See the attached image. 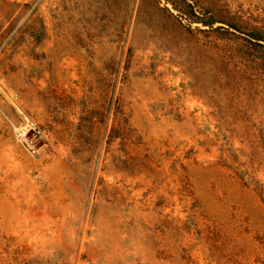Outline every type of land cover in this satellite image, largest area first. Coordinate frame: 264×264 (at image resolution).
Here are the masks:
<instances>
[{"label": "rangeland", "instance_id": "1", "mask_svg": "<svg viewBox=\"0 0 264 264\" xmlns=\"http://www.w3.org/2000/svg\"><path fill=\"white\" fill-rule=\"evenodd\" d=\"M0 264H264V0H0Z\"/></svg>", "mask_w": 264, "mask_h": 264}, {"label": "built area", "instance_id": "2", "mask_svg": "<svg viewBox=\"0 0 264 264\" xmlns=\"http://www.w3.org/2000/svg\"><path fill=\"white\" fill-rule=\"evenodd\" d=\"M30 131H36V128L35 126L33 125V123L31 124H28V127H26L25 129H21L19 132H18V137H19V140L24 143L29 149L30 151H32L33 153H36L37 152V147L34 143H31L28 139V133Z\"/></svg>", "mask_w": 264, "mask_h": 264}]
</instances>
